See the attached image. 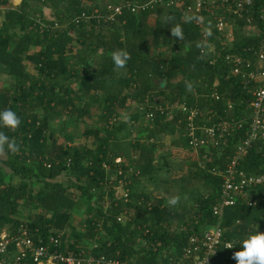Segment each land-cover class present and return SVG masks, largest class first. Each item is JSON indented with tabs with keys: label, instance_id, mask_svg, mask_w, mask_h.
Listing matches in <instances>:
<instances>
[{
	"label": "trees",
	"instance_id": "trees-1",
	"mask_svg": "<svg viewBox=\"0 0 264 264\" xmlns=\"http://www.w3.org/2000/svg\"><path fill=\"white\" fill-rule=\"evenodd\" d=\"M146 2L121 0L120 12L110 20L102 13L101 17L76 22L74 16L82 11L91 13L99 4L95 0L87 5L83 0H23L10 7L9 0H0V8H4L0 73L7 76L0 88V112L10 109L21 121L15 130L0 126V132L19 145L18 152L6 148V154L0 155V232L8 229L14 233L25 222L33 236L44 239L64 231L63 249H82L96 257L127 262L133 259L137 264H190L182 256L187 236L216 222L211 210L222 179L211 170L224 168L248 127L250 93L237 76L230 74L223 54L255 45L262 34H248L246 19L230 20L234 35L231 48L219 51V42L211 34L217 53L215 62L209 63L200 55V29L185 17L179 2L166 5L163 1L131 10L132 5ZM253 25L263 28L257 18ZM177 27L180 36L172 35ZM32 45L40 49L30 55ZM77 48L81 50L77 52ZM116 50L129 54L124 68L114 64L112 54ZM97 51H101L100 59H94ZM23 59L34 65L36 77L24 70ZM75 87L80 100L84 97L81 106L76 103ZM128 101L143 106L129 113V119L134 123L145 118L147 122L138 128L142 136L118 138L117 133L125 126L119 121L120 115L126 112ZM228 102L231 109H227ZM178 103L206 110L211 121L243 118L242 128L228 137L223 149H209L207 158L194 163L187 172L205 189L189 216L186 209L181 212L161 197L135 189L139 178L154 179L165 164L163 155L160 158L158 154L157 136H173L185 130L187 114L172 107ZM97 108L103 123L101 134L92 128L85 131L92 136L90 144L59 143L57 132L68 136L64 123L84 119ZM150 112L152 117L148 118ZM112 118L118 121L115 126L109 125ZM175 142L188 149L187 138ZM259 147L255 142L240 161L239 167L247 173L264 174V154ZM117 157L120 163H115ZM7 173L17 181L5 182ZM63 178H67L66 184ZM119 184L128 191L127 199L117 197ZM74 190L87 200H98L95 208L88 205L81 232L70 225V211L78 205ZM249 193L255 205L237 200L224 207L220 219L224 239L234 241L236 251L248 234L264 226V184ZM104 195L110 199L106 210L101 203ZM23 208L35 211L25 221L17 218L23 216ZM120 213L127 216L124 222L116 221ZM176 220L181 224L172 228ZM67 228H71L72 242L64 238ZM14 251L9 245L0 259L11 258ZM226 255L220 246L216 263L235 264Z\"/></svg>",
	"mask_w": 264,
	"mask_h": 264
},
{
	"label": "built area",
	"instance_id": "built-area-1",
	"mask_svg": "<svg viewBox=\"0 0 264 264\" xmlns=\"http://www.w3.org/2000/svg\"><path fill=\"white\" fill-rule=\"evenodd\" d=\"M163 1L166 5H176L179 2L185 17L199 27L202 41L200 55L209 63L215 62L217 53L216 44L209 38L211 34H214L219 42V51L231 48L234 35L230 20L246 19L248 34L251 36L262 34L255 45L243 46L237 52L226 51L223 54V60L229 66L230 74L237 76L250 93L251 98L247 105L248 127L245 136L237 143L233 155L224 168L215 167L211 170L222 179L219 197L211 210L216 222L204 227L198 233L188 235L182 248V256L187 258L190 264H224V262L216 263L220 246L227 251L225 258L229 259L236 251V245L234 241L224 239L225 228L220 224L222 211L224 207L235 204L237 200L250 206L255 205L256 202L249 191L264 184L263 173H247L239 167L241 159L255 142L259 143V149L264 154V0H147L145 4L132 5L131 10ZM257 1H260L258 6H256ZM121 7L120 3L114 6L106 18L112 19L120 12ZM250 11H255V15H249ZM194 14L198 16H193ZM101 16L94 9L91 13L82 11L74 16V20L79 22ZM256 18L263 26L262 30L258 25H253ZM215 98L218 99V95H215ZM172 107H177L187 114L185 134L188 149L193 152L203 150L207 155L210 153L209 149H223L228 137L243 126V118L220 117L211 121L212 117L206 115V110L197 106L178 103ZM231 108L232 103L228 102L227 109ZM147 117L151 118L152 113H148ZM197 119L210 124L200 125L196 122ZM111 120L115 121V118ZM206 155H203L205 159ZM114 161L120 163L121 158L117 157ZM118 186L121 197L127 199L128 191L122 185ZM126 219L125 213L116 215L117 222H124ZM62 236L63 231H55L47 239L40 235L33 236L25 222L21 223L14 233L3 229L0 232V255L7 253L9 245H13L15 251L11 258L0 259V264H137L133 259L127 262L107 258L104 255L96 257L82 249H63ZM229 244L232 245L230 249L227 248Z\"/></svg>",
	"mask_w": 264,
	"mask_h": 264
},
{
	"label": "rangeland",
	"instance_id": "rangeland-1",
	"mask_svg": "<svg viewBox=\"0 0 264 264\" xmlns=\"http://www.w3.org/2000/svg\"><path fill=\"white\" fill-rule=\"evenodd\" d=\"M89 1V2H88ZM91 0H83L84 4L90 3ZM97 2V0H95ZM102 1V0H99ZM115 0H107L103 5L95 7L94 9L97 10L99 14L104 13L105 20H110L106 18L112 11V8L119 3H114ZM121 1V0H120ZM119 1V2H120ZM45 11H47L45 9ZM46 17H48L49 13L46 12ZM90 19V18H89ZM85 19V20H89ZM4 20V8H0V26ZM34 45L30 46L28 49V54H33L35 50L33 49ZM76 48V44H74V49ZM81 49L77 48L76 51L79 52ZM101 58V51H97V56L94 59ZM92 61V58L89 60ZM95 61V60H94ZM24 65V70L27 71L30 76L36 77L38 75L34 65L29 62L27 59H23L21 62ZM92 63V62H91ZM96 63H92L91 65H95ZM120 72H124L123 70H118ZM6 78L4 73H0V80L3 77ZM77 87L74 90V96L76 95V103L77 105L81 106L84 102V97L80 100L79 96H77L78 92ZM140 103L128 101L127 103V110L124 113H121L119 121L124 122L125 126L122 130L117 133L118 138L127 137V138H134L140 137L143 134L140 132L138 128H140L141 123L145 125L147 120L145 118L138 119L132 122L129 119L128 114L133 112L134 110L138 109ZM93 111V113H92ZM100 109H91V113L89 116H85L84 119L79 121H71L72 123H64V132L67 133V137H63L59 132L56 133L59 143H71L73 146H78L84 143L90 144L92 141L91 135H86L85 131L92 128L102 133V122L99 116ZM66 117H62L64 119ZM118 121H112L110 119L109 125L115 126ZM57 124V121L55 122ZM145 127V126H144ZM69 136H72L69 137ZM181 137L186 138L185 130L183 133L177 132L173 136H157V142L159 145V156L163 155L164 159L161 158L162 162L164 161L165 164L161 167L157 176L154 179L150 180L149 178H139L137 181V186L135 189L139 191L140 189H145L151 196H158L165 200L167 203L168 200L173 196L179 197V202L177 203L176 207L179 211H183L186 209L185 215L189 216L192 214V206H194L197 197L200 194L205 192L203 185L196 180H192L187 176V172L189 169L194 166V163H198L201 160H204L206 155L203 152V155L200 154V151L193 152L186 147L177 146L178 143L175 141L179 140ZM210 154V153H208ZM122 160H124L122 158ZM161 164V161L158 162ZM6 169V168H5ZM7 170V169H6ZM8 171V170H7ZM9 172V171H8ZM10 173V172H9ZM6 176V175H5ZM112 178H115V175L111 174ZM16 182V178H11L8 176L5 177V182ZM63 182L66 184L67 178H63ZM75 191V190H74ZM76 192V191H75ZM92 192V189H91ZM116 197V196H115ZM117 197L121 198L120 192H118ZM76 199H77V208L70 211V225L75 228L77 231L81 232L83 230V224L85 223V218L88 216L86 213L88 205L91 207H96L98 205V200L94 197L90 200H87L80 192H76ZM101 203L104 205V209L110 208V199L107 198V195L103 196V201ZM35 211H30V209L23 208L21 213L23 216H17L20 220H27L29 214ZM132 214V212H131ZM181 221H173L171 223V227L175 228L176 226L180 225ZM263 228V227H262ZM67 242H70L74 239L73 234L71 232V228L66 229V237ZM69 239V240H68ZM72 242V241H71Z\"/></svg>",
	"mask_w": 264,
	"mask_h": 264
},
{
	"label": "clouds",
	"instance_id": "clouds-1",
	"mask_svg": "<svg viewBox=\"0 0 264 264\" xmlns=\"http://www.w3.org/2000/svg\"><path fill=\"white\" fill-rule=\"evenodd\" d=\"M172 35H181L179 27L173 30ZM129 58V54L124 50H116L112 54V59L117 68H124ZM20 123L17 114L10 109L0 112V126L15 130ZM6 148L12 153L19 151V145L15 139H11L4 132H0V155L6 154ZM178 202L179 197L173 196L167 204L174 207ZM231 247V244L227 245V248L230 249ZM231 259L235 261V264H264V228H257L254 233L248 234L241 242V248L232 254Z\"/></svg>",
	"mask_w": 264,
	"mask_h": 264
},
{
	"label": "crops",
	"instance_id": "crops-1",
	"mask_svg": "<svg viewBox=\"0 0 264 264\" xmlns=\"http://www.w3.org/2000/svg\"><path fill=\"white\" fill-rule=\"evenodd\" d=\"M23 0H9V6L10 7H17L21 2H22ZM107 0H102V1H99V0H97V3L99 4V6H101V5H103L105 2H106ZM120 0H115L114 1V3H120L119 2ZM42 10V9H41ZM43 14H44V16H46V12L47 11H45V9H44V7H43ZM33 49L35 50V51H37V50H39L40 49V46L39 45H35L34 47H33ZM29 61V60H28ZM30 62V61H29ZM7 77V76H6ZM5 80V78H4V75H3V77L1 78V80H0V88H1V86H3V84H2V81H4ZM17 179V178H16ZM63 233H64V231H63ZM84 248V247H83ZM45 264H49V263H45Z\"/></svg>",
	"mask_w": 264,
	"mask_h": 264
}]
</instances>
